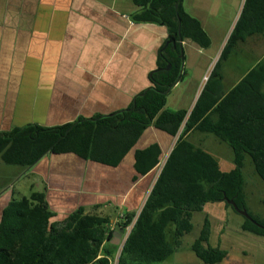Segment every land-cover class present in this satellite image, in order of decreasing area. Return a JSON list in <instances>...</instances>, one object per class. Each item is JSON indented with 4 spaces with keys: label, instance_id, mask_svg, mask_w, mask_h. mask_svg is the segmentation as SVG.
<instances>
[{
    "label": "trees",
    "instance_id": "16d2710c",
    "mask_svg": "<svg viewBox=\"0 0 264 264\" xmlns=\"http://www.w3.org/2000/svg\"><path fill=\"white\" fill-rule=\"evenodd\" d=\"M140 10L134 23L164 25L169 41L160 50L159 65L150 75L151 87L139 94L127 109L90 119L80 118L61 126L29 124L0 133V155L7 165L34 167L48 154L73 153L85 160L117 167L151 126L179 139L170 153L118 264H161L192 232L193 215L208 203L233 200L247 209L242 169L250 156L264 180V62L258 63L231 91L210 89L220 61L237 45L256 34L264 35V0H246L211 78L191 112L165 109L168 95L182 78V42L191 39L202 48L211 40L202 25L183 8V0H133ZM178 4V8H176ZM227 58V57H226ZM172 68L168 70V65ZM220 84L223 77L220 75ZM214 134L234 152L235 167L221 170L217 159L188 139L192 132ZM162 151L155 143L135 153L138 176H145L160 163ZM81 207L62 221H53L43 193L32 192L13 199L0 222V264H111L118 246L111 243L112 211L97 213ZM234 209V208H233ZM235 210V209H234ZM96 211V212H94ZM118 215L119 211L113 210ZM127 227L137 213H126ZM264 226V222L252 217ZM173 228V230H169ZM209 218L192 249L204 264H221L228 252L210 245ZM244 231L264 236V229L244 217ZM171 238V240L169 239Z\"/></svg>",
    "mask_w": 264,
    "mask_h": 264
},
{
    "label": "crops",
    "instance_id": "0c3cea01",
    "mask_svg": "<svg viewBox=\"0 0 264 264\" xmlns=\"http://www.w3.org/2000/svg\"><path fill=\"white\" fill-rule=\"evenodd\" d=\"M245 1L183 0L184 10L200 22L212 44L206 49L191 39L182 42L183 76L168 95L165 109L182 110L189 98V112L193 110L215 57L208 52L218 28L226 21L223 43ZM139 10L133 0H0V133L29 124L61 126L130 107L151 87L150 75L170 37L164 25L134 23L131 16ZM243 44L251 51L264 49V35L256 34ZM250 70L223 75V83H232L225 92ZM178 139L151 126L117 167L73 153L48 154L26 169L25 177L33 182L30 194H45L56 214L53 221L81 207L93 212L100 206L97 213L102 214L141 212L159 175L154 179L156 167L134 181L136 151L157 143L161 162ZM9 184L0 193V222L15 198ZM116 242L114 233L111 243L117 246Z\"/></svg>",
    "mask_w": 264,
    "mask_h": 264
},
{
    "label": "rangeland",
    "instance_id": "374dc122",
    "mask_svg": "<svg viewBox=\"0 0 264 264\" xmlns=\"http://www.w3.org/2000/svg\"><path fill=\"white\" fill-rule=\"evenodd\" d=\"M242 10L239 12V18L242 14ZM238 20L232 25L231 33L227 35L223 43L221 41L226 31V21H223L222 24L224 25L218 28V34L215 35V41L212 46L213 49L208 52L209 56L215 55V57L211 60L212 63L207 72V79L203 81L202 92L208 83V80L211 78L217 63L220 60L222 51L232 35ZM227 22L229 21L227 20ZM221 43L222 45L220 48ZM244 47L245 44L240 42L237 47L226 56L227 58L225 57L220 61L216 75L212 77L210 82L211 90L216 88L223 89L224 92L229 90V85L232 83H229V85L228 83H222V85H219V74L223 77V75L230 74L234 69H238L241 72L244 70H250L255 67L259 60L264 56V49L251 51L250 48L247 49ZM190 109L189 98H187L182 110L189 111ZM189 141L198 148L207 149L208 153L215 156L221 163L222 171L229 172L234 169V152L232 148L228 143L220 140L214 134L195 132L190 137ZM166 157L167 154L162 158V163L167 159ZM26 169L28 168L7 165L0 157V193H2L3 189L9 182V187L12 186L14 188L15 199L21 200L24 197H29L33 182L31 178L25 177L27 172ZM158 170L159 167L155 170L154 179H156ZM242 174L244 179L243 192L247 205L246 210L251 217H255L264 222V180L256 172L250 156H246ZM111 211L115 219L116 213H113V210ZM206 218H209L212 224L210 245L212 247H220L228 252L227 258L221 264H264V236L244 231L242 229L244 217L232 207H227L224 202L208 203L202 212L194 213L192 220L194 228L192 232L186 234L182 238L181 245L175 250L174 254L161 264H204L196 256L192 246L199 238ZM169 230L171 231V229ZM169 239L171 240V238ZM117 246L118 247L115 250V258L120 251V246ZM115 258L113 264H117L115 263Z\"/></svg>",
    "mask_w": 264,
    "mask_h": 264
},
{
    "label": "built area",
    "instance_id": "2783aa9c",
    "mask_svg": "<svg viewBox=\"0 0 264 264\" xmlns=\"http://www.w3.org/2000/svg\"><path fill=\"white\" fill-rule=\"evenodd\" d=\"M206 79H207V78H205V80H206ZM183 128H184V127H182V129L180 130V132H179V136L181 135V133H182V131H183ZM166 161H167V159H166L163 163L160 162L159 165L157 166V167H159V170H158V174H157V175H160V173H161V171H162V169H163V167H164ZM139 213H140V212L137 213V215H136V217L134 218V220H133V221H132L127 227H125V228L121 226V224H123L124 222H126L124 212H119L118 215L116 216V218L113 219V221H112L111 224H110V231H111V232H112V231H115V232H116V230H117L118 227H121V228H123V229L125 230L124 235H123V238H122V240H121V242H120V245H119V246H120V247H119V249H120L119 254H118V256L115 258V263H117V264H118V262H119V258H120L121 252H122V250H123V247H124V245H125V243H126L128 237L130 236V234H131V232H132V230H133V228H134V226H135V223H136L137 217L139 216ZM113 261H114V259L111 260V264H113ZM117 261H118V262H117Z\"/></svg>",
    "mask_w": 264,
    "mask_h": 264
},
{
    "label": "water",
    "instance_id": "95a60500",
    "mask_svg": "<svg viewBox=\"0 0 264 264\" xmlns=\"http://www.w3.org/2000/svg\"><path fill=\"white\" fill-rule=\"evenodd\" d=\"M176 8H178V4H176ZM181 56H183V50H182V53H181ZM172 68V65L169 64L168 65V70H170ZM225 201L228 202V204L232 205L233 208L236 210V212H238L239 214H241L243 217H245L246 219L250 220L252 223L256 224L257 226H259L260 228L264 229V226L260 225L259 223H257L248 213V211L246 209H240L237 204L233 201V200H230L228 199L227 197H225ZM124 232L125 230L121 227H118L116 232H115V235L117 237V242H116V245H120V242L123 238V235H124Z\"/></svg>",
    "mask_w": 264,
    "mask_h": 264
}]
</instances>
